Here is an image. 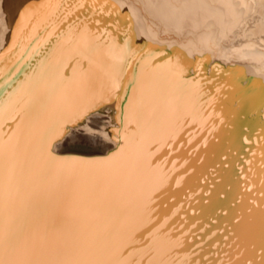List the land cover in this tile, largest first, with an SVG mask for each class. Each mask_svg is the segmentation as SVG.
<instances>
[{"label": "bare ground", "instance_id": "6f19581e", "mask_svg": "<svg viewBox=\"0 0 264 264\" xmlns=\"http://www.w3.org/2000/svg\"><path fill=\"white\" fill-rule=\"evenodd\" d=\"M22 3L0 0V259L10 237L59 264L160 231L169 264L227 259L225 214L264 190V0ZM93 109L115 154L50 159Z\"/></svg>", "mask_w": 264, "mask_h": 264}, {"label": "snow or ice", "instance_id": "6c2138e0", "mask_svg": "<svg viewBox=\"0 0 264 264\" xmlns=\"http://www.w3.org/2000/svg\"><path fill=\"white\" fill-rule=\"evenodd\" d=\"M45 4L41 0H23L17 11V16L21 17L28 12H41ZM11 38V33L9 34ZM97 115L95 109L91 114L83 113L78 117V122L71 120L58 126L55 132L45 142L44 151L52 160H58L65 155L70 156H93L104 155L114 150L110 143L101 139L100 136L86 132L84 130V117ZM103 117V112L99 113ZM103 119H94L89 127L98 128ZM226 127V126H225ZM264 141V136L260 137ZM111 159V157H109ZM77 163H87V161H77ZM228 223L225 226L224 240L230 252L224 253L227 259H221L218 255L210 264H264V190L259 199L246 197L243 201L235 202L228 213ZM151 233L152 229H148ZM164 231L152 233L146 241H142V247L138 248L134 240L135 236L113 242L102 249H96L91 254L98 255L99 259L61 261L59 264H169L168 244L162 240ZM2 249V241H0ZM142 251L143 255L137 257L135 253ZM8 252L12 257L7 264H44L34 257L38 249L30 246L19 245L14 238H9ZM0 264H5L0 259ZM188 264H199L195 259Z\"/></svg>", "mask_w": 264, "mask_h": 264}, {"label": "rangeland", "instance_id": "374dc122", "mask_svg": "<svg viewBox=\"0 0 264 264\" xmlns=\"http://www.w3.org/2000/svg\"><path fill=\"white\" fill-rule=\"evenodd\" d=\"M96 132H99V130H97Z\"/></svg>", "mask_w": 264, "mask_h": 264}]
</instances>
